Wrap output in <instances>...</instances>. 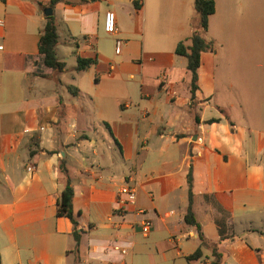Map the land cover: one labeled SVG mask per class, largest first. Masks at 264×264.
<instances>
[{"label": "crops", "instance_id": "obj_1", "mask_svg": "<svg viewBox=\"0 0 264 264\" xmlns=\"http://www.w3.org/2000/svg\"><path fill=\"white\" fill-rule=\"evenodd\" d=\"M49 1L0 0L2 264H133L135 253L154 258L155 251L165 255L171 251L173 258L187 260L200 246L202 257L187 262H199L208 251L201 264H209L214 245L222 254L221 264H264V156L257 157L259 151L247 148L239 135L240 125L213 98L215 70L205 64L211 60L210 49L201 54L198 89L192 99L187 63L183 68L175 58L153 56L146 69L131 40H123L140 33L145 0L141 7L135 0H57L53 5ZM46 7L52 8L58 26L64 22L71 36L81 34L83 44L92 47L106 11L115 12L116 31L108 35L118 36L115 46L120 40V53L124 50L127 61L115 65L103 61L100 52L83 56L77 43L75 54L96 57L98 62L92 66L109 77L121 70L138 71L137 104H125L115 113L112 103L94 96L90 99L94 111L87 115L84 104L65 97L63 101L58 89L49 92V81L55 78L59 84L61 79L51 75L52 69L38 52ZM121 13L127 15L128 27ZM69 49L73 53L71 45ZM76 88V93L69 90L79 99ZM70 106L76 112H70ZM96 120L105 123L109 135L96 130ZM102 140L109 149L114 145L119 149L122 161L129 164L127 170L118 167L103 174L97 160L102 156L98 149ZM31 149L36 150L33 155ZM153 156L158 165L150 167ZM141 160L147 172L139 174ZM62 161L74 189L72 205L81 231L77 246L72 222L56 215V201L64 187ZM190 167L193 210L205 237L203 244L197 229L184 220ZM131 177L138 185L136 204L120 213L118 191ZM144 220L150 221L151 228L147 234L141 231L147 240L140 241L137 235ZM181 239L192 246L183 248Z\"/></svg>", "mask_w": 264, "mask_h": 264}, {"label": "rangeland", "instance_id": "obj_2", "mask_svg": "<svg viewBox=\"0 0 264 264\" xmlns=\"http://www.w3.org/2000/svg\"><path fill=\"white\" fill-rule=\"evenodd\" d=\"M215 2L216 12L209 19V28L202 31L198 24L194 0H145L146 10L145 16L141 18L140 33L137 35L133 33L123 40H131V45L142 54L139 58L146 69L150 67L149 58L153 56H160L162 60L175 58L177 65L185 68L187 59L177 56L175 47L179 41L188 38L193 29L212 41V48L207 54L211 60L205 64L206 66L211 64L215 70L216 90L213 91V98L219 100L220 107L229 118L240 125L239 135L240 138L243 136V143L244 140L247 141V148L254 153L259 151L257 157H261L264 156V0H215ZM121 15L122 22L128 27L126 23L129 21L125 19L127 15L123 13ZM55 19L57 20L56 17ZM57 27L59 42L56 52L60 60H65L66 67L61 75L52 70L51 75L58 78L57 80L61 79V82L57 84L56 79L52 78V82L49 81L51 84L49 92H53L52 88L58 89L63 101L65 97L76 105L84 104L87 115L94 111L90 102L94 96L112 103L115 113H119L121 106L125 104H137L141 80L138 71L121 70L119 74L109 77L105 70L98 72L95 66L81 72L75 69L77 63L75 51L78 50L76 43L82 48L80 52L83 56H94L96 52H100L104 56L103 61L109 60L115 65L127 61L124 58V50L122 53H116L115 39L118 36L104 32L103 21L99 25L98 41L93 47L83 44L84 37L81 34L71 36L64 28V22ZM65 39L68 40L67 43H64ZM70 45L73 47V53L69 49ZM124 45L123 42V48ZM83 48L87 53H84ZM96 78L99 80L98 83ZM70 85L80 89L79 99L69 90ZM133 108L134 106L131 109ZM70 112H76L75 106H70ZM93 125L101 135L103 133L109 135L103 121L96 120ZM98 149L102 154L97 156L98 163H102V168L99 169L104 175L107 172H116L118 167L128 169L129 164L122 161L119 149L115 145L109 149L102 140ZM108 157L113 158V161L106 160ZM153 159L150 161V167L158 165L155 156ZM131 165L132 168L135 167L134 164L130 163ZM144 172H147L146 163L141 160L139 174ZM137 239L147 240L142 236L141 230ZM189 242L181 239L183 248L191 247L192 244ZM173 254L171 251L166 255L162 251H155L154 258H150L135 253L133 264H189L185 258H173ZM207 254L208 251L205 252L203 259L195 264H201ZM153 259L154 262H151ZM128 262H131L130 256Z\"/></svg>", "mask_w": 264, "mask_h": 264}, {"label": "trees", "instance_id": "obj_3", "mask_svg": "<svg viewBox=\"0 0 264 264\" xmlns=\"http://www.w3.org/2000/svg\"><path fill=\"white\" fill-rule=\"evenodd\" d=\"M4 1V0H2ZM142 0H135L134 4L137 7H141ZM57 0H50L49 4L53 5ZM194 8L198 14L199 26L204 30L208 28V21L210 15L216 11L215 0H194ZM56 19L53 15L47 16V20L42 29L39 41H38V52L41 56L42 62L45 66L51 68L54 73L58 74L62 72L65 68V61L60 60L57 56L56 46L59 42V34L57 27ZM212 41L207 40L202 36L197 30H194L192 34L186 39L181 40L177 43L175 48V53L178 55L185 56L187 59V69L191 72V94L192 99L195 98V92L198 89V68L201 63V54L202 52L212 48ZM98 62L96 57H83L77 56V65L76 70L78 72L83 71L89 68L92 65H95ZM69 89L72 92H78V89L70 85ZM75 90V91H73ZM214 120V119H212ZM36 150H30V155H33ZM61 171L64 175V187L62 189L60 197L56 201V215L68 218L73 224L72 234L76 241V246L79 244L81 231L78 229V221L76 219V214L73 209L72 199L74 195V189L71 184V178L69 177L68 170L65 166V163L62 161L60 163ZM187 183L189 187V205L187 212L184 216L185 222L194 226L199 234L202 244L205 242V237L202 231L201 224L197 221L195 212L193 210V192H192V168L190 167L187 174ZM264 234V232H261ZM223 239V237H222ZM203 255L201 246L194 250L192 253L186 256L188 261L197 260ZM214 259L209 264H221L222 263V254L217 250V247L214 245L213 248ZM0 264L1 256H0Z\"/></svg>", "mask_w": 264, "mask_h": 264}, {"label": "built area", "instance_id": "obj_4", "mask_svg": "<svg viewBox=\"0 0 264 264\" xmlns=\"http://www.w3.org/2000/svg\"><path fill=\"white\" fill-rule=\"evenodd\" d=\"M104 32L107 34H113L116 31V15L113 10H108L105 13L104 22H103ZM121 41H116L115 51L116 53H120L121 51ZM111 70L113 67L111 66ZM108 74L111 75V72ZM32 167H30L31 169ZM137 189L138 185L134 178H129L119 189L118 191V206L116 207V211L120 213H124L128 211L136 204L137 200ZM134 226V224H133ZM141 231L144 234H147L150 231L151 223L149 220H144L140 223ZM115 249L121 250L123 253L126 252L124 248H121L118 245L114 246Z\"/></svg>", "mask_w": 264, "mask_h": 264}, {"label": "water", "instance_id": "obj_5", "mask_svg": "<svg viewBox=\"0 0 264 264\" xmlns=\"http://www.w3.org/2000/svg\"><path fill=\"white\" fill-rule=\"evenodd\" d=\"M45 15L50 16L52 14V8L46 7L44 10Z\"/></svg>", "mask_w": 264, "mask_h": 264}]
</instances>
